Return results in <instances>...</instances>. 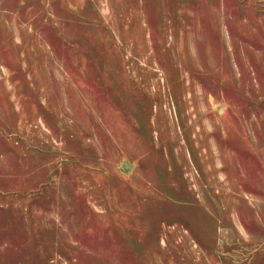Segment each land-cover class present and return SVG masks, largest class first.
Instances as JSON below:
<instances>
[{"label": "rangeland", "instance_id": "rangeland-1", "mask_svg": "<svg viewBox=\"0 0 264 264\" xmlns=\"http://www.w3.org/2000/svg\"><path fill=\"white\" fill-rule=\"evenodd\" d=\"M0 264H264V0H0Z\"/></svg>", "mask_w": 264, "mask_h": 264}]
</instances>
